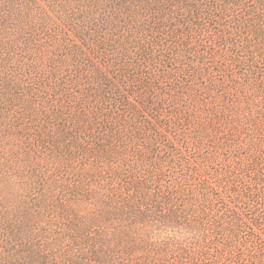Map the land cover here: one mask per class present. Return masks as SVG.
I'll use <instances>...</instances> for the list:
<instances>
[{
  "label": "trees",
  "instance_id": "16d2710c",
  "mask_svg": "<svg viewBox=\"0 0 264 264\" xmlns=\"http://www.w3.org/2000/svg\"><path fill=\"white\" fill-rule=\"evenodd\" d=\"M0 264H264V0H0Z\"/></svg>",
  "mask_w": 264,
  "mask_h": 264
}]
</instances>
